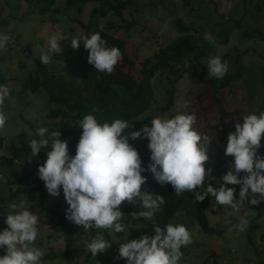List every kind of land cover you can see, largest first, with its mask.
Listing matches in <instances>:
<instances>
[{
	"label": "rangeland",
	"instance_id": "374dc122",
	"mask_svg": "<svg viewBox=\"0 0 264 264\" xmlns=\"http://www.w3.org/2000/svg\"><path fill=\"white\" fill-rule=\"evenodd\" d=\"M97 4H86L74 9H64V0H57L56 8L60 13L48 16L30 14L27 6L21 0H0V32L8 34L9 41L6 50L0 52V70L7 81L5 85L10 90L8 100L5 101L3 111L7 117L5 127L0 129V156H12L14 168L19 177H27L29 181L36 175L35 163L37 156L18 160L12 153L11 146L22 140L28 142L35 137L39 127L59 125L69 127L70 124L61 122L60 119L49 120L46 115L52 106L49 104L52 96L59 91L60 86L53 81L60 69V58L63 52L71 47V39L78 38L85 31L108 30L112 23L115 26H123L131 23L129 30H114L115 34L127 43V57L121 59L114 67L112 75L117 83H122L130 78L131 73H139L144 69V60L152 57L160 47L170 40L182 35L177 29V22L193 29L198 36L204 33L217 35L226 28V21L234 19L240 21V29L230 30V36L226 45H216L210 57L228 56L227 73L234 75L230 84L234 90L228 89L221 92L225 110L229 116L224 117L227 126V136L234 132L237 123H243V116L259 114L264 111V41L249 40L241 36L246 30L254 29L264 32V0H135L132 7L123 12L125 23L113 18L111 14L105 18L91 17V12ZM190 33H193L191 31ZM55 35L61 51L52 54L47 65L41 64L39 57L42 48L46 49V40ZM209 57V58H210ZM203 59L202 64L207 67L208 59ZM38 69L41 88L36 93L22 92L23 81L33 70ZM184 76L177 84V96L175 105L166 108L167 75L156 73L151 80L154 90V102L152 107L137 120L153 119L157 114L168 113L170 116L183 111L196 116L193 127L196 131L209 138L207 147L208 160L214 159L223 147L227 136L220 131L211 130L221 110L212 99L211 91L201 87L198 83L200 69L197 65L186 64ZM238 74V75H237ZM117 87L125 92L127 89L119 84ZM178 101H186L187 108L181 109ZM54 107V106H53ZM29 122V124H28ZM139 129H129L137 131ZM147 140H129V143L137 150L139 156L148 158L150 153L146 147ZM264 149V136L261 139L259 155ZM146 167V166H144ZM146 182L141 190L152 194L148 184L149 172H144ZM212 176V172H211ZM213 177V176H212ZM10 179L9 172H0V230L6 228L4 215L13 209L11 204L24 202L25 207L35 200L32 191L33 183L21 184L23 193L7 201L9 189L6 180ZM211 183L219 187L214 179L205 181L203 187ZM17 186H12L15 191ZM45 211L34 213L38 217L37 237L35 247L43 251V256L52 249L55 253H63L67 250L66 237L60 229L57 217L53 211H62L65 214L67 204L63 194L58 197L50 196L45 187ZM128 203L127 201L123 202ZM122 203V204H123ZM262 216L255 224V211H232L231 208L223 209L212 201L206 211L209 225L213 232L206 234L201 231L195 222L187 221L178 216L169 223L183 224L190 232L191 243L180 250L182 255L179 264H264V209ZM245 217L248 224L243 231L237 230L240 217ZM68 224L74 226V240L70 254L65 260L41 261V264H86L89 254L86 244L89 237H95L96 232L91 228L85 232L82 226H77L65 219ZM122 223H127L125 220ZM125 232L121 237L105 230L100 233L117 253L118 245L127 238L128 231L132 228L127 223ZM254 227V228H252ZM111 246L104 252L111 250ZM3 255V250H0Z\"/></svg>",
	"mask_w": 264,
	"mask_h": 264
},
{
	"label": "clouds",
	"instance_id": "9594fccd",
	"mask_svg": "<svg viewBox=\"0 0 264 264\" xmlns=\"http://www.w3.org/2000/svg\"><path fill=\"white\" fill-rule=\"evenodd\" d=\"M203 39L209 44L215 40L210 33H204ZM8 41V34L0 32V52L6 50ZM45 43L46 49L42 48L39 57L43 65L50 62L53 53L61 51L55 35ZM81 45L87 53V63L97 72L112 73L122 59L119 49L107 47L99 33L71 39L74 50ZM227 67L219 56L207 61L208 74L216 79L225 76ZM9 95V88L0 84V109ZM178 106L186 109L187 102L178 101ZM242 118L243 123H237L234 132L227 136L224 155L231 160L228 171L218 181L219 187L211 183L203 187L205 181L213 180L211 169L205 167L209 138L193 127L196 116L183 111L171 116L157 114L137 131H129L131 126L123 119L100 123L92 114L85 115L79 121L81 132L73 156L69 155L67 142L60 139V132H49L47 127H39L35 133L38 141L29 139L26 146L30 150L29 162L41 149H48L44 163L37 165L36 175L50 196L58 197L62 192L67 221L82 226L85 232L91 228L123 233L128 226L121 222L125 218L121 211L123 202L135 205L138 200L142 210L131 216L146 220H152L165 202L160 195L141 191L147 179L142 173L146 171L158 185H170L177 196L189 192L196 202L210 197L211 206L214 201L216 207L222 206L224 210L238 211L245 206L246 198L250 205L264 202V155L258 154L264 136V111ZM6 120L5 113L0 111V129L5 127ZM137 139L147 140L150 163L146 167L129 143ZM10 208L13 211L4 215L7 227L0 230V264H41L43 251L33 246L38 217L23 201L11 204ZM247 224L242 216L235 227L243 231ZM151 231V235L144 233L138 239L121 242L114 259L124 260L125 264H179L181 247L191 243L186 227L173 223L160 227L153 223ZM110 246L96 231L95 237H89L86 251L96 258Z\"/></svg>",
	"mask_w": 264,
	"mask_h": 264
},
{
	"label": "trees",
	"instance_id": "16d2710c",
	"mask_svg": "<svg viewBox=\"0 0 264 264\" xmlns=\"http://www.w3.org/2000/svg\"><path fill=\"white\" fill-rule=\"evenodd\" d=\"M27 6L30 14L39 16H48L60 13L56 8L57 0H21ZM97 4L91 12V17L105 18L111 14L113 18L118 19L121 23H125L123 12L135 3V0H64V9L71 10L77 6L86 4ZM226 28H223L217 35L211 34L215 40L214 43L209 44L203 39V36H198L193 29H189L182 25L180 21L177 22V29L182 33L181 36L170 40L164 46L160 47L152 57L144 60V69L139 73H131L130 78L122 83L115 81L112 73L106 74L97 72L93 66L87 63V53L81 45L80 48L74 50L67 49L62 53L60 62V69L55 77L51 79L60 86L59 91L55 93L50 99L49 104L52 106L46 115L49 120L60 119L61 122L70 124L69 127L49 126V132L59 131L60 139L67 142L69 155H75V146L78 142L81 130L79 129V121L88 114H92L100 123H111L114 119H123L128 121L131 126L130 129H139L145 124H149V119L137 120L144 115L153 105L154 90L151 83L152 78L156 73L166 74L167 89H166V108H172L175 105L177 96V84L184 76V69L186 64L197 65L200 69L198 74V83L201 87H206L211 91L212 99L217 103L221 110V116L218 121L211 126V130L220 131L223 136H227V126L225 122L226 116H229L225 110L223 100L221 99V92L228 89L230 92L234 87L230 84L234 75L226 72L222 79H216L208 74L207 67L202 64L203 59H207L212 54L216 45H226L230 36V30L240 29L242 26L240 21L229 19L226 22ZM131 23H125L123 26H115L112 23L108 30H92L85 31L83 35H91L99 33L100 37L106 41L107 47H116L119 49L122 59L127 57L126 41L117 36L114 30L123 29L129 30ZM230 27V30L227 29ZM193 31V33H190ZM82 36V35H80ZM79 36V37H80ZM241 36L249 40L264 41V32L256 31L254 29L244 30ZM228 56L222 58L228 60ZM38 69L33 70L23 81L22 92L36 93L40 90V78L38 77ZM238 75V74H237ZM7 79L4 73L0 70V84L5 85ZM117 84L125 87L127 91L122 92ZM54 106V107H53ZM29 124V122H28ZM30 125V124H29ZM147 142V141H146ZM27 142L18 141L11 146L12 153L18 160L27 158L30 150L26 146ZM226 140L220 152L214 159L208 160L205 167L210 168L212 176L218 182L220 178L228 171L231 157L224 155V147ZM48 149H41L37 155V165H42L46 159V152ZM264 154V149H261ZM142 166H147L148 158L141 157ZM7 170L10 179L6 180V185L9 189L8 202L15 199L19 193H23L21 184L33 183L32 191L35 194L34 202L27 206L32 213H43L45 211V190L44 184L38 177L27 179V177H19L14 168V158L12 156H0V172ZM243 174V173H242ZM148 184L152 190L153 195H160L165 199L160 209L154 213L152 220L143 218H133L132 213L142 210L139 208V201L134 204L126 203L121 205V211L124 213V220L132 226L126 235V239L136 238L140 235L152 233L153 223L163 227L166 223L175 220L178 216L184 217L187 221L195 222L199 229L206 234L212 233L214 230L209 225L206 211L209 207L211 198L206 197L202 202H196L192 193L185 192L177 196L170 185L160 186L152 178L149 173ZM12 186H17L15 191ZM215 187L214 185H212ZM207 187V186H205ZM227 187H233L227 185ZM236 187V192L239 191V186ZM197 189L196 191H200ZM146 192L145 190H141ZM238 199V195L236 196ZM242 211H255L256 217L254 219V227L262 216L264 209V202L258 205H250L247 198L244 201ZM53 214L58 219L60 229L63 231L67 250L63 253H55L52 249L50 252L42 257V262L53 260H65L70 254L72 242L74 240V226L65 221V214L62 211H53ZM191 222V224H192ZM252 227V228H254ZM105 234L104 229L94 230ZM121 237L123 233H115ZM181 247V251L184 250ZM117 253L113 246L111 250L105 254H98L96 258L92 257L90 253L87 255L86 264H125L124 260L114 259Z\"/></svg>",
	"mask_w": 264,
	"mask_h": 264
}]
</instances>
